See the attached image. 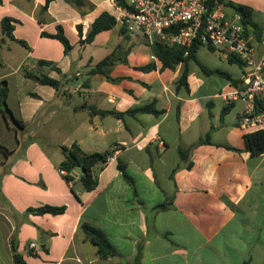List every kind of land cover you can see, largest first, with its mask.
Masks as SVG:
<instances>
[{
  "label": "crops",
  "instance_id": "crops-1",
  "mask_svg": "<svg viewBox=\"0 0 264 264\" xmlns=\"http://www.w3.org/2000/svg\"><path fill=\"white\" fill-rule=\"evenodd\" d=\"M224 1L249 10L246 33L259 55L264 0ZM44 4L0 0V22L10 17L13 36L25 42L6 38L0 24V82L6 81L7 106L21 122L8 121L0 110V144L7 149H0V264H16L11 238L26 264H264V152L251 154L244 142L246 133L264 130V102L227 98L244 87L242 64L230 61L227 51L200 46L199 62L238 83L205 73L193 59L162 68L139 33L118 22L83 41L101 12L113 14L109 0ZM58 26L71 44L67 53L60 40L44 34ZM113 52L114 63L102 71L116 81L92 71ZM148 63L153 68L138 69ZM184 66L188 89L177 86ZM29 72L59 80L58 88ZM247 103L254 122L242 128ZM149 104L157 112L127 113ZM74 143L87 153L111 151L106 163L93 166L91 190L80 167L60 166L63 147ZM44 204L65 210L27 211ZM83 221L104 232L114 255L97 254Z\"/></svg>",
  "mask_w": 264,
  "mask_h": 264
},
{
  "label": "built area",
  "instance_id": "built-area-1",
  "mask_svg": "<svg viewBox=\"0 0 264 264\" xmlns=\"http://www.w3.org/2000/svg\"><path fill=\"white\" fill-rule=\"evenodd\" d=\"M109 1L116 21L125 31L140 33L149 43L159 40L188 47L198 41L201 46L237 56L242 60L244 87L229 92L227 98L250 103L259 98L264 102V49L256 55L240 11L228 12L219 1L210 7L205 0H126V6ZM82 25L87 23L83 21ZM250 103L240 116L242 128L254 122ZM29 247L35 248L36 244L30 242Z\"/></svg>",
  "mask_w": 264,
  "mask_h": 264
},
{
  "label": "trees",
  "instance_id": "trees-1",
  "mask_svg": "<svg viewBox=\"0 0 264 264\" xmlns=\"http://www.w3.org/2000/svg\"><path fill=\"white\" fill-rule=\"evenodd\" d=\"M51 0H45V4L43 8H46L48 3ZM77 3L81 4L83 3V0H75ZM222 2L225 6H232L235 10L240 11L242 15V21L246 25L249 20V10L240 5H234L231 2H226L224 0H205V3L208 5V7L214 5L216 2ZM116 2L122 6H126V0H116ZM116 19L113 14H110L107 11L101 12L91 23L90 28L85 36V40L83 41H91L94 36L101 31L109 30L116 24ZM1 31L2 34L13 41H17L21 44L25 45V42L20 39H16L13 36V24L11 23L10 17H3L1 22ZM47 36L57 38L60 40L64 46V51L67 53L71 49V44L68 40V38L64 35L61 26H58L57 31L53 34L44 33ZM147 42V41H146ZM151 53L161 62L162 68H174L175 65H177L180 62L186 63L189 59L195 60L201 69L207 73H215L218 75L223 76L227 80H229L233 84H237L238 82L231 77V75L225 71H222L220 69H209L206 66H204L196 57V50L201 46L198 41L193 42L190 46H182L178 44H169L164 41L155 40L152 43L147 42ZM211 50H215L214 47H208ZM185 51H187V54H185ZM230 61L237 62L239 64H242V60L238 58L237 56L233 54H229ZM115 61V53H111L105 58H103L101 61L96 63V65L93 67V72H102L104 73V77L109 78L110 80L116 81L117 78H111L109 75H107L104 71H102V67L111 65ZM38 64H47L55 69L56 66L52 64L51 61L47 60H38ZM153 63H148L145 65L138 66V69L141 70H149L153 68ZM27 76L32 78L33 80L41 83V84H48L53 86L54 88H58L59 86V80L48 76L47 74H35V73H27ZM183 85L188 89L187 84V68L184 66L181 75L179 76L177 80V86ZM8 94V87L5 80H2L0 82V110L6 115H10V118L13 119L14 123L17 125H20V120L15 118L12 115L11 110L7 106L6 98ZM261 105V104H260ZM262 108L264 110V106L262 105ZM228 109V107L223 108V112H225ZM146 112V111H153L157 112L151 104L145 105L141 108H137L134 110H129L127 113H133V112ZM99 113H106L105 111H100ZM113 114L116 117H122L123 112H117V111H111L108 112ZM244 142L245 147L247 150L250 151L251 154H261L264 152V130L263 129H257L252 132H248L244 135ZM0 149L7 152V149L0 144ZM63 153H64V159L61 162V167L66 170H70L73 167H80L83 174L81 175V181L83 182V185L85 189L91 190L95 187L97 183L96 174L94 172L93 166L96 163L104 164L111 156V151H104V152H91L87 153L81 150V148L77 144H72L69 148L63 147ZM180 154L184 156V152L180 151ZM119 170L121 171L123 177L128 183H132V179L129 176V174L126 171L125 164L122 163L120 160L117 164ZM67 179H69V176H66ZM65 210V206H54L49 204L40 205L37 207H30L27 209L28 212L36 213V214H59L62 213ZM83 231L86 233V236L90 239L91 242H93L97 247V254H99L102 257H107L114 255L115 249L113 248L112 244L108 240V238L105 236L104 232L97 226L91 224L90 222H82L80 224ZM10 249L12 252V258L14 263L16 264H26L25 261L22 258V255L17 251V242L14 238H11L10 240Z\"/></svg>",
  "mask_w": 264,
  "mask_h": 264
},
{
  "label": "rangeland",
  "instance_id": "rangeland-1",
  "mask_svg": "<svg viewBox=\"0 0 264 264\" xmlns=\"http://www.w3.org/2000/svg\"><path fill=\"white\" fill-rule=\"evenodd\" d=\"M139 35H140V39L142 40V42L145 43L146 40L144 39V37L142 36V34L139 33ZM32 86H34V83H33V81H30V84L27 87H30L31 88ZM7 117H8V121H10L11 120L10 115L9 116L7 115Z\"/></svg>",
  "mask_w": 264,
  "mask_h": 264
}]
</instances>
